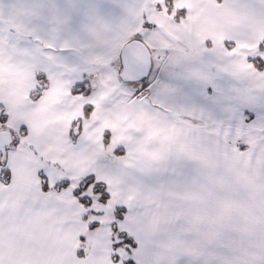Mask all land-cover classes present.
<instances>
[{
	"label": "snow or ice",
	"instance_id": "6c2138e0",
	"mask_svg": "<svg viewBox=\"0 0 264 264\" xmlns=\"http://www.w3.org/2000/svg\"><path fill=\"white\" fill-rule=\"evenodd\" d=\"M0 264H264V0H0Z\"/></svg>",
	"mask_w": 264,
	"mask_h": 264
},
{
	"label": "crops",
	"instance_id": "0c3cea01",
	"mask_svg": "<svg viewBox=\"0 0 264 264\" xmlns=\"http://www.w3.org/2000/svg\"><path fill=\"white\" fill-rule=\"evenodd\" d=\"M148 87L144 88L143 84H140V81L135 82L139 85L138 88H132L131 90L135 93L140 89H143V94L148 95L150 92L156 89L158 85L162 84H173L174 81L172 78L167 75L160 67H158L155 63H153L151 72L147 77ZM179 87L183 89V91L190 96L193 106L197 108H205L214 116L223 117L226 114V111L232 107H235L234 101L228 99L226 96L222 95L220 92H214L212 85L205 84H179ZM215 87L221 88L220 84H217ZM245 113L251 111L252 116H258L259 114L256 111H252L249 109H243ZM247 118V117H245ZM231 172L232 168L229 167L226 169Z\"/></svg>",
	"mask_w": 264,
	"mask_h": 264
},
{
	"label": "water",
	"instance_id": "95a60500",
	"mask_svg": "<svg viewBox=\"0 0 264 264\" xmlns=\"http://www.w3.org/2000/svg\"><path fill=\"white\" fill-rule=\"evenodd\" d=\"M152 68V67H151ZM150 71H151V69L150 70H148V71H146V73H144L142 76H140V77H137V79H136V81L135 82H137V81H140L141 79H143V78H145V77H148L149 76V74H150Z\"/></svg>",
	"mask_w": 264,
	"mask_h": 264
}]
</instances>
